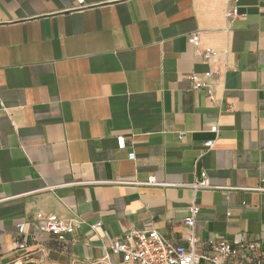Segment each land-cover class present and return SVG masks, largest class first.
Masks as SVG:
<instances>
[{
	"label": "crops",
	"instance_id": "obj_1",
	"mask_svg": "<svg viewBox=\"0 0 264 264\" xmlns=\"http://www.w3.org/2000/svg\"><path fill=\"white\" fill-rule=\"evenodd\" d=\"M237 7L0 0V264H102L134 231L188 248L193 201L197 253L264 258V0ZM38 214L83 224L60 243Z\"/></svg>",
	"mask_w": 264,
	"mask_h": 264
},
{
	"label": "built area",
	"instance_id": "obj_2",
	"mask_svg": "<svg viewBox=\"0 0 264 264\" xmlns=\"http://www.w3.org/2000/svg\"><path fill=\"white\" fill-rule=\"evenodd\" d=\"M239 0H226V16L228 19H236L239 17V9L237 3ZM196 35L190 38V43L196 42ZM214 52L209 50L201 52L199 55L205 59H209ZM213 76H219L220 72L215 71ZM195 89L204 88L196 78ZM214 133H218V127L212 129ZM118 148L125 149L126 141L123 136L117 138ZM215 142L209 140L204 147L210 150L214 147ZM134 158V155H131ZM146 185L159 186L156 179L151 177ZM190 188L196 195L202 190L211 189L206 174L202 173L200 179L194 182ZM199 215V208L196 202L193 201L189 210V216L185 220V227L187 228V240L189 247L174 245L168 241L164 236L159 234L156 230L148 231H134L126 236L125 241L115 242L112 247L106 249V257L102 264H264V258L255 259L248 256L247 249L254 250L253 243H242L238 247L233 248L224 241L218 243H211L213 253H197V237L195 235V224ZM83 222L77 218L70 220H60L55 216L46 217L42 214L37 215V227L41 233L47 234L55 238L60 243H66L68 237L73 235L77 229L81 228ZM100 224L96 225L98 228ZM26 224L22 223L18 226L17 237L21 238L25 234ZM17 247L25 249L26 243L17 240ZM120 255L122 257L120 262H112L110 254Z\"/></svg>",
	"mask_w": 264,
	"mask_h": 264
},
{
	"label": "water",
	"instance_id": "obj_3",
	"mask_svg": "<svg viewBox=\"0 0 264 264\" xmlns=\"http://www.w3.org/2000/svg\"><path fill=\"white\" fill-rule=\"evenodd\" d=\"M200 172H201V169L199 168V174H201Z\"/></svg>",
	"mask_w": 264,
	"mask_h": 264
}]
</instances>
